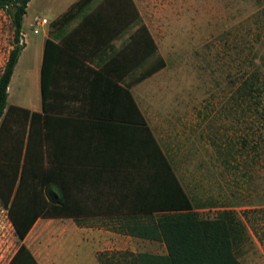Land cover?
<instances>
[{
    "label": "crops",
    "instance_id": "crops-1",
    "mask_svg": "<svg viewBox=\"0 0 264 264\" xmlns=\"http://www.w3.org/2000/svg\"><path fill=\"white\" fill-rule=\"evenodd\" d=\"M78 1L51 0L58 5L56 20L43 18L47 22L41 24L35 18L40 21L34 39L35 96L25 108L10 105L41 114L31 135V157L35 163L39 157L42 175L56 176L58 191L67 190L64 199L73 215L38 218L21 244L38 264H103L100 256L126 252L166 255L163 242L144 236V228L152 229L162 214L154 208L163 198L157 176L161 153L171 164L169 147L162 142L166 128L161 114L148 111L162 108L146 101L145 89L166 67L146 77L161 65L158 42L146 22L122 20L118 15L125 9L116 6L103 8L101 20L80 16L57 22ZM23 37L25 48L8 87V100L13 86L20 90L26 83L27 68L14 84L29 47L27 35ZM47 40L57 47L50 49L45 62L44 101ZM198 119L201 123L202 116Z\"/></svg>",
    "mask_w": 264,
    "mask_h": 264
},
{
    "label": "rangeland",
    "instance_id": "rangeland-1",
    "mask_svg": "<svg viewBox=\"0 0 264 264\" xmlns=\"http://www.w3.org/2000/svg\"><path fill=\"white\" fill-rule=\"evenodd\" d=\"M133 1L166 61L145 90L147 103L162 108L148 111L161 114L176 176L201 218L234 211L250 231L239 260L264 264V0ZM47 2L33 0L24 16L29 47L14 84L28 73L20 90L13 86L8 106L25 108L35 96V18L58 16V5ZM13 38L11 18L0 9V76ZM20 244L0 200V264Z\"/></svg>",
    "mask_w": 264,
    "mask_h": 264
},
{
    "label": "trees",
    "instance_id": "trees-1",
    "mask_svg": "<svg viewBox=\"0 0 264 264\" xmlns=\"http://www.w3.org/2000/svg\"><path fill=\"white\" fill-rule=\"evenodd\" d=\"M29 2L30 0H0V9L9 15L14 28L13 48L0 76V200L7 209L8 217L20 241L25 239L40 217L59 218L73 215V207L66 204L64 199L67 190L60 188L58 191L56 176L42 175L39 157L37 163L31 157V135L41 114L18 106H8V87L25 48L23 20ZM94 4L95 9L85 14L84 11ZM115 6L125 9V12L118 15L122 20L142 22L133 0H101L97 3L96 0H79L57 19V22H71L80 16H84L83 20L88 21L101 20V10ZM147 37L156 54L157 46L148 31ZM55 47L57 45L54 42L47 40L42 67L44 101L45 62L50 49ZM165 66L166 63L161 58L160 67L151 69L146 73V77L147 74H153ZM260 89L259 86L256 88L258 96ZM27 133L29 136L26 145ZM157 176L160 178L163 198L161 205L154 208L162 214L152 229L144 228V236H152L153 239L163 242L167 254H105L100 256V261L103 264H243L238 258V251L249 239L250 231L245 222L229 209L221 211L212 219L201 218L163 153L161 171ZM13 262L38 264L23 244L19 245L10 259V264Z\"/></svg>",
    "mask_w": 264,
    "mask_h": 264
},
{
    "label": "built area",
    "instance_id": "built-area-1",
    "mask_svg": "<svg viewBox=\"0 0 264 264\" xmlns=\"http://www.w3.org/2000/svg\"><path fill=\"white\" fill-rule=\"evenodd\" d=\"M39 22H40L39 20H36V23H35V24H36V25H39ZM46 22H47L46 20H42V21H41V24H45ZM34 33H38V30L35 29V30H34Z\"/></svg>",
    "mask_w": 264,
    "mask_h": 264
}]
</instances>
